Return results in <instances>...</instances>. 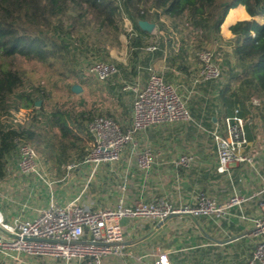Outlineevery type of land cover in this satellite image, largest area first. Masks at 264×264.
Returning a JSON list of instances; mask_svg holds the SVG:
<instances>
[{
	"label": "built area",
	"instance_id": "1",
	"mask_svg": "<svg viewBox=\"0 0 264 264\" xmlns=\"http://www.w3.org/2000/svg\"><path fill=\"white\" fill-rule=\"evenodd\" d=\"M121 19L128 27V34L135 36L136 32L124 11L121 12ZM147 48L152 51L155 45ZM195 57L198 61L195 82L217 81L221 78L222 67L213 51L199 50L195 52ZM86 69L101 81L118 73L115 64L102 60L92 62ZM147 70L146 81L142 85L136 83L123 88L132 92L129 126L124 127L109 112L97 113L88 122L87 130L91 139L85 156L79 162L91 167L86 185L101 164L120 161L127 145L136 151L137 167L144 171L151 169L158 163L156 154L150 146L138 148L135 136L150 127L177 122H192L210 137L216 154L217 172H227L230 164L254 167L253 157L245 152L248 145L245 125L248 121L240 115L238 107L223 118L222 129L219 126L207 128L202 125L206 119L200 118L199 122L193 119L185 99L173 83L166 81L151 67L148 66ZM250 103L257 107L261 105V101L254 97ZM29 115L30 109L11 110L0 120L16 128ZM15 143L17 172L22 176L36 177L43 181L46 188L51 189L53 181L41 169L33 145L20 138H16ZM193 160L190 154H183L174 164L188 167ZM79 163H69L67 171ZM3 181L5 178L0 180V186ZM85 190L83 187L65 204L57 203L51 197L45 207L35 209L30 215H6L0 208V256L13 262H22L23 255L46 258L49 259L47 264H105L108 257H132L136 261L148 257L152 264H173L168 253L159 249L153 248L139 255L128 251L124 243L122 220L140 219L139 227L142 228L144 221L163 225L171 216L203 217L213 223L235 217L251 225L248 234L253 239V248L245 264H264V179L253 199L251 196L232 193L219 201L199 191L194 202L180 205L159 198L127 206L121 196L112 207L98 208L91 197L85 194ZM2 199L13 202L9 196L0 194ZM251 200L256 201V212L245 213L243 207ZM25 208L26 203L22 204L21 210Z\"/></svg>",
	"mask_w": 264,
	"mask_h": 264
},
{
	"label": "trees",
	"instance_id": "2",
	"mask_svg": "<svg viewBox=\"0 0 264 264\" xmlns=\"http://www.w3.org/2000/svg\"><path fill=\"white\" fill-rule=\"evenodd\" d=\"M145 1L149 0H0V119L11 110L30 109L29 118L16 128L0 120V180L7 175L10 159L16 157V138L30 142L42 162H52L58 176L70 161L83 159L91 139L87 124L94 113L60 105L46 112L45 91L26 80L27 65L40 63L64 79L75 78V82L67 84L69 95H74L71 87L75 84L91 87L92 82L88 80L93 74H84L78 67V56L91 50L105 52L109 45L116 43L113 33L122 11L128 15L136 32L135 36H129V43L137 61L138 53L133 47L137 48L149 35L139 27V20L159 23L165 29L159 19L163 16L175 28H187V38L191 34L189 28L202 36V22L205 21L218 36L228 10L243 5L250 17L260 16L262 21L239 20L230 27L235 37L233 53L240 66L234 80L239 86L248 88V95L264 99V0H153L160 12L154 14L140 7ZM163 47L161 40L148 60L161 56ZM182 50L170 54L167 60L174 62V55H182ZM134 60L130 67L133 73ZM178 68L186 69L183 64H178ZM93 80L103 90L101 80L96 76ZM218 100L222 122L218 115L215 118L221 122L222 129L223 118L231 112V105L243 102L236 93L229 91L228 84L220 87ZM213 115L205 118L207 126L212 124ZM113 118L120 123L117 117ZM70 126L74 133L70 132Z\"/></svg>",
	"mask_w": 264,
	"mask_h": 264
},
{
	"label": "crops",
	"instance_id": "3",
	"mask_svg": "<svg viewBox=\"0 0 264 264\" xmlns=\"http://www.w3.org/2000/svg\"><path fill=\"white\" fill-rule=\"evenodd\" d=\"M234 10H237L236 15H232V18L228 19L229 14ZM245 19L262 21L260 16L250 17L241 4L230 8L219 27V38L227 42L234 41L235 37L230 31V27L235 22ZM133 64L131 63L130 67ZM130 72L133 73L131 70ZM160 74L163 76L162 72ZM138 76L139 74L135 77L137 83L139 82ZM145 81L146 78L140 84L142 85ZM131 101L128 104V123L118 119L124 127L129 126L131 121ZM260 101L264 106V99ZM248 102L245 101L239 109L240 115L248 121L245 127L248 139L247 147L253 143V138L249 127L251 118L246 109H255V106ZM124 105L127 106L125 103ZM259 108L262 106L260 105ZM109 113L115 117L111 111ZM231 113L232 110L228 115ZM215 115H218L222 122V112L218 107L215 108L212 124L207 126L203 123L202 125L207 128L221 127V122L216 120ZM179 123L164 124V126L169 125L167 128H163L162 125L153 126L135 136L138 148L147 145L152 147L156 154L158 163L148 171L137 167L136 151L131 150L130 145H127L122 152L120 161L101 164L87 185L91 169L89 165L79 163V161L78 165L81 166L77 165L71 171H67L66 166L62 167V174L52 179V185L56 186V183L58 185L53 189L54 200L57 203L65 204L83 187L86 189L85 194L91 197L93 204L98 208L112 207L121 196L127 206L138 201L145 202L159 198H164L175 205L192 203L199 191H203L219 201L224 200L232 193L251 196L252 199L256 196L255 194L260 190L264 179V146L257 149L250 148L249 150V147L245 149V152L253 157L254 167L245 164H230L227 172L220 173L216 171V154L210 137L196 127L200 137L199 139L192 137L193 141H197V143L187 147L183 143L185 131ZM70 132H75L72 126H70ZM76 134L81 135L80 133ZM206 140H209L210 143L208 144ZM183 154L193 156V163L188 167L174 164V161ZM52 168L56 172L53 165ZM66 176H68V180L60 184ZM72 181L80 182L79 190L77 189L75 194L61 187L65 182ZM12 187L10 185L8 188L11 190ZM95 187L96 190H94ZM30 189L32 192V188ZM2 193L8 192L0 190L1 195ZM9 193L11 194L12 190ZM26 200L28 201L25 199L23 202L27 205ZM21 202H16L18 210L11 209V213H7V215L25 214L21 211L22 204H24ZM45 204H47V197ZM45 204L38 208L45 207ZM243 210L245 213L256 212V201H249L244 205ZM140 222V219L124 218L122 220L124 243L127 246L126 249L133 255L134 253L139 255L155 248L167 252L173 264H191L192 262L195 264H245L253 248V239L248 234L251 225L247 222H240L235 217L213 223L203 217L171 216L163 225L150 220L144 221L142 228L139 227ZM133 259L132 257H108L105 264H152L150 259H142V261Z\"/></svg>",
	"mask_w": 264,
	"mask_h": 264
},
{
	"label": "rangeland",
	"instance_id": "4",
	"mask_svg": "<svg viewBox=\"0 0 264 264\" xmlns=\"http://www.w3.org/2000/svg\"><path fill=\"white\" fill-rule=\"evenodd\" d=\"M140 7L146 8L151 14L159 12V9L153 4V0L145 1ZM159 19L165 24V29L161 28L159 23L157 24L153 22L155 26L152 31L149 32V35L143 38L142 43L138 45L137 48H135V46L133 47L138 53L137 61L134 60V56L131 54V44L129 43L130 35L127 32L128 27L120 18L117 21L118 24L113 33L116 39L114 45H109L105 52L91 50L89 53H83L78 56V67H80L84 71V74L87 75H90V73L86 68L92 62L97 60L111 62L117 66L118 73L116 75L111 76L105 81H100L103 90H100L95 82L93 83V81H95L93 80L95 79V75H90L91 78L88 81L89 83L92 82L91 87H81L79 92H74V95H69L67 92V84L75 82V78L70 77L64 79V77L54 74L45 65L40 63L27 65L28 72L26 80H31L34 84L40 85L45 91L46 97L44 99V105L46 112L54 105H60L70 110H90L94 115L97 113L107 114V112L111 111L119 120L128 123V104L132 100V92L131 90L123 88L125 85H129L130 87L136 85L137 82L135 77L137 74H139L138 83H142L147 77L148 66L158 73L162 72L164 78L177 87L185 99L187 107L196 122H199L200 118L205 119L208 115H212L215 112V108L217 109V107L221 106V103H219L218 100L219 89L220 87H226L227 84L229 85V91L231 93L232 91L236 93L243 103L245 101H249L248 103H250V99L254 96L248 95V88L246 86H239L234 80L235 75H238L240 71V66L233 53L234 41L229 40V42H227L220 39L210 27L209 22H202V36L200 33L197 34V31L194 28H189L191 34L187 38L185 36L187 28H182V30H180L181 27L179 26L175 28L173 24L163 16H159ZM161 40L163 41L164 55L155 56L151 58V60H148L151 51L148 50L147 47L150 45L158 47ZM181 48L184 49L182 50V55H174L175 61L170 63L167 60V57L170 54L172 55V53H178ZM199 50L213 51L216 59L221 64L222 76L217 81L195 82L194 79L196 78L198 69V61L195 57V52ZM133 60L136 61L137 66H135V73L130 72V64ZM178 64H183L186 69L182 70L178 68ZM124 103L127 104V106H125ZM261 106L262 108L255 106V109L253 110L246 109L251 118L249 127L253 138V143L248 146L249 150L250 148L257 149L264 146L263 103ZM236 107L239 109L241 108L239 102L233 103L230 109L233 110ZM187 123L188 124L179 123V125H182L185 131V133H183V143L185 146L189 147L194 143H197V141L194 142L193 139H199L200 135L194 123ZM172 125L174 126L175 124ZM163 126L164 125H162V127ZM167 127H169V125H165L163 128ZM192 137L194 138L192 139ZM206 142L208 144L210 143L209 140H206ZM249 150L247 151L249 152ZM38 160L39 162H42L39 158ZM70 162L78 163L79 161ZM51 163V161L40 163V165L42 164L41 169L49 180L58 177L56 172H54ZM80 166L81 165H78V167ZM65 171L63 172L64 175L66 173ZM66 180H68V176H66L60 184ZM79 183L80 182L75 183V181L69 183L65 182L64 186L61 187H64L67 191H70V193L75 194V192H77L76 190L79 188ZM10 185L13 186L11 188V194L9 193L11 190L8 188ZM55 187H58L57 183L56 186L52 185L51 189H48L45 187L42 180L36 177H25L20 175L15 167V159H10L8 163V172L5 181H3L0 186V190L1 192H8L2 193V195L9 196L13 202L8 203L2 199V203H4L3 205L0 203V208L3 213L7 215V213H11V209L13 211L19 209L16 202L22 201L21 203H24L23 201L28 199V201L26 200L27 208L21 211L25 214H31L34 212V209L45 204L46 197L47 202L51 197L54 199L53 189ZM30 188H32V192H30ZM94 190H96V187ZM134 255L136 254L134 253ZM21 260L22 262H13L6 257L0 256V264H47L49 261V259L46 258L38 259L26 255H23ZM143 260H149V258L145 257ZM191 264L195 263L192 262Z\"/></svg>",
	"mask_w": 264,
	"mask_h": 264
},
{
	"label": "water",
	"instance_id": "5",
	"mask_svg": "<svg viewBox=\"0 0 264 264\" xmlns=\"http://www.w3.org/2000/svg\"><path fill=\"white\" fill-rule=\"evenodd\" d=\"M138 25H139V27L142 29V30H144V31H146V32H150V31H152V29L154 28V23H152V22H149V21H146V20H139L138 21ZM71 89H72V91L73 92H75V93H77V92H79L80 90H81V86H79V85H73L72 87H71Z\"/></svg>",
	"mask_w": 264,
	"mask_h": 264
},
{
	"label": "bare ground",
	"instance_id": "6",
	"mask_svg": "<svg viewBox=\"0 0 264 264\" xmlns=\"http://www.w3.org/2000/svg\"><path fill=\"white\" fill-rule=\"evenodd\" d=\"M235 13H237V10L232 11L228 16V19H231L232 15H236Z\"/></svg>",
	"mask_w": 264,
	"mask_h": 264
}]
</instances>
